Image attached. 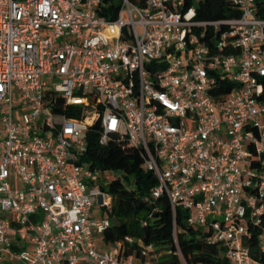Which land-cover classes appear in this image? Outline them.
<instances>
[{"label": "built area", "instance_id": "1", "mask_svg": "<svg viewBox=\"0 0 264 264\" xmlns=\"http://www.w3.org/2000/svg\"><path fill=\"white\" fill-rule=\"evenodd\" d=\"M230 1L203 20L200 0H121L114 19L103 0H0V264L157 263L152 244L97 248L117 173L81 161L95 123L139 151L174 227L181 207L226 264H261L264 0Z\"/></svg>", "mask_w": 264, "mask_h": 264}, {"label": "trees", "instance_id": "2", "mask_svg": "<svg viewBox=\"0 0 264 264\" xmlns=\"http://www.w3.org/2000/svg\"><path fill=\"white\" fill-rule=\"evenodd\" d=\"M120 6L121 0H103L99 13L107 19H114ZM196 9L197 17L203 20L239 15L230 0H200ZM259 13L264 17V9ZM68 115L72 116L71 113ZM100 133L98 123L89 128L81 161L98 168L102 181L110 176L108 171L117 173L102 186L113 197L112 208L108 211L111 224L103 234L104 242L121 243L125 255H137L142 245L152 244L158 256L156 264H181L178 250L189 264H226L221 244L209 241V232L190 226L186 219L187 212L181 207L176 208L174 227L167 197H151L157 180L143 168L139 151L114 139L101 144ZM259 259L264 264V257Z\"/></svg>", "mask_w": 264, "mask_h": 264}, {"label": "rangeland", "instance_id": "3", "mask_svg": "<svg viewBox=\"0 0 264 264\" xmlns=\"http://www.w3.org/2000/svg\"><path fill=\"white\" fill-rule=\"evenodd\" d=\"M100 240H101V238L97 239V242L99 243V244L97 245V248H98L99 250H101V251H106V250H110V249L113 248V247H112V244H108L107 246H103V245H101V244H100ZM5 264H9V263H8V262H5Z\"/></svg>", "mask_w": 264, "mask_h": 264}]
</instances>
